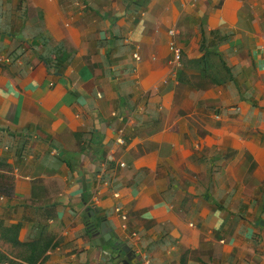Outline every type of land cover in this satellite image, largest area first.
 <instances>
[{"label":"crops","instance_id":"obj_1","mask_svg":"<svg viewBox=\"0 0 264 264\" xmlns=\"http://www.w3.org/2000/svg\"><path fill=\"white\" fill-rule=\"evenodd\" d=\"M0 55V264H264V0H0Z\"/></svg>","mask_w":264,"mask_h":264},{"label":"water","instance_id":"obj_2","mask_svg":"<svg viewBox=\"0 0 264 264\" xmlns=\"http://www.w3.org/2000/svg\"><path fill=\"white\" fill-rule=\"evenodd\" d=\"M86 211L88 212L89 216H96L101 219L100 222V227L95 226L94 224L91 226L89 229L91 232V236L93 238V242L96 244H103L105 241L110 240L111 238V228L109 227V221L107 219V216L105 212L100 211V208L98 206H88L86 208ZM99 227V228H97ZM116 246H118V249L121 248L123 251L126 252L127 254V259L125 260V263H133V258H135V254L133 250L128 247L124 246L123 244H117L115 243ZM140 264V262H137Z\"/></svg>","mask_w":264,"mask_h":264},{"label":"trees","instance_id":"obj_3","mask_svg":"<svg viewBox=\"0 0 264 264\" xmlns=\"http://www.w3.org/2000/svg\"><path fill=\"white\" fill-rule=\"evenodd\" d=\"M43 39V44H45L46 48L53 52L55 54L54 57H50L48 55H45V59L47 61V65L48 68L54 71H63V69L65 68V66L70 62L71 58V53L69 51H67V49H65L64 45L62 43H59V45L49 48V39L47 38V35H45L44 33L39 32L37 36H39ZM229 70V68H227ZM226 69V70H227ZM87 227H88V231H90L89 229L91 228V226L93 225V223H91L89 221V218L85 219Z\"/></svg>","mask_w":264,"mask_h":264},{"label":"built area","instance_id":"obj_4","mask_svg":"<svg viewBox=\"0 0 264 264\" xmlns=\"http://www.w3.org/2000/svg\"><path fill=\"white\" fill-rule=\"evenodd\" d=\"M169 34L170 35H174V29H170L169 30ZM170 48L173 51L174 54V63L179 65V60L181 58V48L179 47V45L176 43V41L174 39L171 40L170 42ZM136 58H139L138 54L136 55ZM8 58L5 57V55H0V62H4L7 61ZM123 129L119 130V134L116 138L117 142L120 144H123L125 142L124 136H123ZM118 210H120V208H117ZM123 217H125V214H123Z\"/></svg>","mask_w":264,"mask_h":264}]
</instances>
